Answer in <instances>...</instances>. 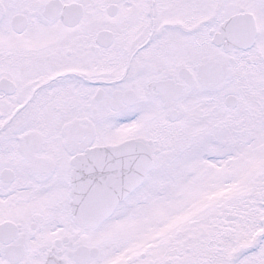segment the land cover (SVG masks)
Listing matches in <instances>:
<instances>
[{"label": "snow or ice", "instance_id": "obj_1", "mask_svg": "<svg viewBox=\"0 0 264 264\" xmlns=\"http://www.w3.org/2000/svg\"><path fill=\"white\" fill-rule=\"evenodd\" d=\"M0 264H264V0H0Z\"/></svg>", "mask_w": 264, "mask_h": 264}]
</instances>
